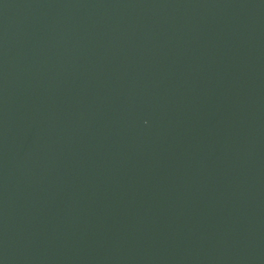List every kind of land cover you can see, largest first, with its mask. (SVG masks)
I'll list each match as a JSON object with an SVG mask.
<instances>
[{
  "label": "water",
  "instance_id": "1",
  "mask_svg": "<svg viewBox=\"0 0 264 264\" xmlns=\"http://www.w3.org/2000/svg\"><path fill=\"white\" fill-rule=\"evenodd\" d=\"M0 264H264V0H0Z\"/></svg>",
  "mask_w": 264,
  "mask_h": 264
}]
</instances>
